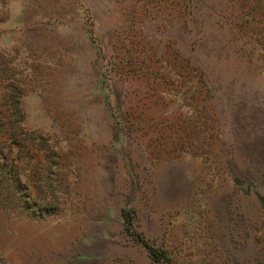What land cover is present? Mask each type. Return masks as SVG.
Wrapping results in <instances>:
<instances>
[{
    "label": "rangeland",
    "instance_id": "rangeland-1",
    "mask_svg": "<svg viewBox=\"0 0 264 264\" xmlns=\"http://www.w3.org/2000/svg\"><path fill=\"white\" fill-rule=\"evenodd\" d=\"M173 2L0 0L40 145L2 181L0 264H264V0Z\"/></svg>",
    "mask_w": 264,
    "mask_h": 264
},
{
    "label": "trees",
    "instance_id": "trees-1",
    "mask_svg": "<svg viewBox=\"0 0 264 264\" xmlns=\"http://www.w3.org/2000/svg\"><path fill=\"white\" fill-rule=\"evenodd\" d=\"M200 0H174L173 4L176 8L178 16H185V19L193 20V10L197 7V2ZM245 1V0H244ZM261 1V0H258ZM245 6H248L245 4ZM194 7V8H193ZM225 9V8H224ZM223 9V10H224ZM194 22V21H193ZM197 63V59H194ZM10 62L7 59L0 57V188H2V181L13 177L17 181L16 184L20 191H23L29 186H26L23 176H28L25 173L26 167L23 166L25 154L27 155L35 148L38 153L40 145L28 142V130L24 126V111L21 98L24 94L23 82L21 78L12 77L9 73L13 70ZM43 139L42 136H40ZM17 150L19 156L12 155L13 151ZM250 161H257V157H248ZM22 162V165L19 163ZM41 165L38 161L37 165ZM256 168L262 171L260 163H256ZM30 178L36 181L40 180L38 176V169L34 171ZM39 184L36 185L38 187ZM260 201L264 209V197L260 196ZM124 215L127 217L126 213ZM125 217V218H126ZM128 226V225H127ZM128 227V232H129ZM149 254L155 261H161L166 258V251L162 249H155L148 246Z\"/></svg>",
    "mask_w": 264,
    "mask_h": 264
}]
</instances>
